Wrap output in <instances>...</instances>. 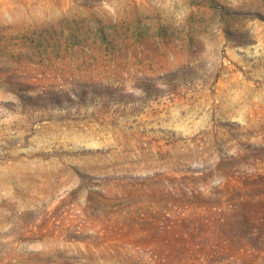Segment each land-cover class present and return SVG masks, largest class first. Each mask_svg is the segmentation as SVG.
Segmentation results:
<instances>
[{"label":"rangeland","instance_id":"1","mask_svg":"<svg viewBox=\"0 0 264 264\" xmlns=\"http://www.w3.org/2000/svg\"><path fill=\"white\" fill-rule=\"evenodd\" d=\"M0 264H264V0H0Z\"/></svg>","mask_w":264,"mask_h":264}]
</instances>
